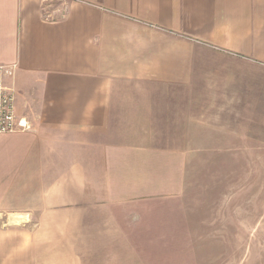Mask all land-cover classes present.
Segmentation results:
<instances>
[{"label":"crops","instance_id":"1","mask_svg":"<svg viewBox=\"0 0 264 264\" xmlns=\"http://www.w3.org/2000/svg\"><path fill=\"white\" fill-rule=\"evenodd\" d=\"M13 64L31 129L0 137V264H39L113 170L166 139L230 138L257 113L264 0H0V65Z\"/></svg>","mask_w":264,"mask_h":264},{"label":"rangeland","instance_id":"2","mask_svg":"<svg viewBox=\"0 0 264 264\" xmlns=\"http://www.w3.org/2000/svg\"><path fill=\"white\" fill-rule=\"evenodd\" d=\"M255 108L230 138L166 139L113 170L39 264H264V101Z\"/></svg>","mask_w":264,"mask_h":264},{"label":"built area","instance_id":"3","mask_svg":"<svg viewBox=\"0 0 264 264\" xmlns=\"http://www.w3.org/2000/svg\"><path fill=\"white\" fill-rule=\"evenodd\" d=\"M17 65H0V137L17 132L29 131L31 126L25 119H18L15 113V95L6 84L15 75Z\"/></svg>","mask_w":264,"mask_h":264}]
</instances>
